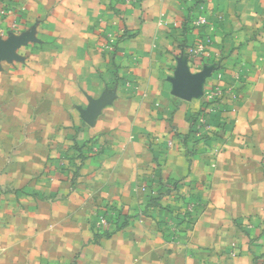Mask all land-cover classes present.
<instances>
[{"label": "crops", "instance_id": "1", "mask_svg": "<svg viewBox=\"0 0 264 264\" xmlns=\"http://www.w3.org/2000/svg\"><path fill=\"white\" fill-rule=\"evenodd\" d=\"M114 1L118 6L128 2L126 13H107L113 22L123 18L125 34L106 38L113 42L112 53L99 50L100 78H74L68 86L57 78L49 84L45 64H25L23 71L31 72L25 74L27 80L12 78L9 95L0 96V102L7 103L6 118L16 120V105L21 104L24 117L36 120L25 128L0 127V135L20 136L8 137L4 150L24 153L22 161L10 160L0 171V264L65 262L61 247L77 248L88 241V224L76 237L78 229L71 222L76 212L71 208L62 212L58 203L43 201L42 188H52L57 196L69 193L70 200L107 195L119 209L128 210L168 181L177 182L180 192L161 197L151 214L198 218L192 225L183 219L181 224L160 225L166 228L164 234L146 222L134 230L137 243L162 244L160 264H264L260 249L254 253L252 247L258 243L253 239L264 241V141L259 138L264 133V0H208L203 11L213 27L210 23L187 35L179 33V24L195 19L187 14L185 0H143L144 13L133 0H6L26 11L23 17L16 11L15 22L39 20L48 26L61 18L75 21L77 16L89 21L94 8L102 9L106 3L109 11ZM25 38L38 45L46 37L28 31ZM190 44L205 45V55L190 56L182 48ZM11 68L16 75L17 69ZM77 83L85 90L80 97ZM62 87H68L69 107L63 115ZM60 125L67 128L62 130L66 143L81 148L86 157L79 162L72 156L68 162L79 176L80 184L73 187L66 179L59 182L53 169ZM194 134L217 136L211 149L188 157V143L179 136ZM105 139L112 147H125V153L113 159L108 153L88 154L87 146L100 148ZM48 157L55 159L47 161ZM127 165L132 167L130 180L116 179ZM157 166L158 173L153 170ZM44 170L46 180L32 181ZM49 180V185L41 184ZM91 184L98 187V194ZM188 185L199 188L191 191ZM62 231L70 233L68 238ZM40 247L53 248L56 257L41 254Z\"/></svg>", "mask_w": 264, "mask_h": 264}, {"label": "rangeland", "instance_id": "2", "mask_svg": "<svg viewBox=\"0 0 264 264\" xmlns=\"http://www.w3.org/2000/svg\"><path fill=\"white\" fill-rule=\"evenodd\" d=\"M133 1H135L138 5V12L144 13L145 7L142 4L143 0ZM185 2L189 4L187 8V14H189V16L193 15L192 18L195 20L197 18H204L208 22L206 21V24L200 28L195 27L193 22H182L179 24V33L181 31L182 34L184 33L187 35L191 32H199L200 30L205 29V27L207 28L211 22H209L208 16L204 13L203 6L208 2V0H185ZM117 4V1L109 3V11L106 10V3H104V7L102 9L98 8L95 10L94 8L93 13H89V21H85L83 17L79 18L80 16H77V20L75 21L72 20L70 22L69 20H63V18H61L60 20H57V22L49 23L48 26L46 24H42L41 22L43 21L39 22V20L34 23H29L28 21L21 23L22 21L17 19L18 23L15 22L16 20L14 19V16L16 11L21 12L22 17L26 15L23 14L26 11L23 9L16 10L15 7L7 3L6 0H0V96L5 94L9 95L7 86H10V84L8 85V81L12 80V78H15L14 80H27L25 74H29L31 72L23 71L25 64H45V70L43 73L45 74V82H49V84L52 80H56L57 78V80L62 81V85L66 84L67 86L69 85L68 81L74 78L80 81L100 78L103 74V66L101 65L102 62L99 50H102L103 46L109 44L106 39L109 35L113 34L117 36L120 33L122 36V34H125L123 27L125 28L126 24L122 21L123 18L118 22H113L112 20L107 19V13H110V10L111 12L124 11L125 13L128 11V2H126L124 6H118ZM28 12L33 11L29 10ZM97 14L98 16L101 15L100 18H98ZM163 26L167 27L168 24L165 23ZM210 26L213 27L212 23ZM184 27H186L187 30H185ZM28 31H35V33L38 32L39 36L46 38L43 43L41 42L38 45L37 41L28 43L27 38H25V33H28ZM50 33L51 35H49ZM196 45H185L182 46V48L188 49L190 46H195L196 48ZM73 66H75L74 70ZM11 67L17 69L14 73L16 75H12L13 71ZM77 84L76 93L77 96L80 97L84 94L85 90L84 87H81L80 85L83 83ZM61 89L62 98L59 112L63 115L65 112L69 111L68 103L66 102L67 97H65V95L68 96V87H62ZM1 99L4 100V97ZM6 106L7 103H5V101L0 102V127L4 125L7 127L15 126L25 128L29 124H33L36 121L24 117V107L21 104L16 105L15 110L19 115L16 120L6 118V115L9 113V111H6ZM44 109L46 112L47 110H50L47 106ZM43 121L48 124L49 120L44 119ZM65 129L67 128L64 125H60L55 131V135L58 136L59 139V151L56 153V165L53 169L54 172L58 171L56 172V177H59V182H64L66 179L65 183L68 184L69 187H73L78 185L79 176H75L74 171L71 169L76 168L74 166H70L68 162L71 161L70 159L74 154L76 155V150H74V148L77 147L66 143L67 137H65L62 132V130L64 131ZM60 132H62L61 135ZM216 136L217 134H194L192 136H187L184 141L188 143L186 151L188 157H193L199 150L205 151L206 148L211 149V142ZM8 137L19 138L20 136L0 135L1 172L5 170L7 165H9L10 160H13V162L16 160L19 162L22 161L24 154L22 151L12 152L11 150H4L5 144L9 139ZM254 137L256 136H250L251 139ZM259 138L264 141V133L261 134ZM111 142V140L105 139L104 143L100 147L101 150L98 147L91 146L88 154L92 155L99 153L104 155V153H108V159H113L115 156L120 157L123 153H125V147H117L116 145L112 147V144L110 145ZM208 153L209 158L214 156L213 151H209ZM55 158L48 157L47 161L54 160ZM261 166L264 172V153L261 158ZM131 169L132 167L128 165L123 169H120L117 173L116 179L121 176L126 178L127 181L128 175L131 176ZM153 170L156 173L160 172L158 166L153 168ZM45 173L46 172L44 170L39 174H35L32 176V181L39 179L40 182V179L45 178L48 175V173H46V175ZM45 183L41 184L46 186L49 185L51 181L49 180ZM83 184H85V182H83ZM112 187L114 188V186ZM187 187L191 188V191L195 188H199L195 185L193 187L188 185ZM57 188L61 190L62 187L59 185ZM90 188L96 194L99 193L97 186L91 184ZM51 189L42 188L39 190L41 192L40 196L42 200L50 202L51 204L58 203L62 212H66L68 208H71L74 213L76 212L74 219L71 220L72 223L76 224V228L78 229L76 237L81 236L84 233V230L87 227H85L84 224H88L91 235L88 241H84L80 247H61L60 251L62 254L60 256L61 258H66L67 261L56 262V260H53L45 264H160L162 244L156 242L150 244L147 241L137 243L135 239H133L135 236L134 230L146 222L148 224H152L153 228L155 227L158 230V233L164 234L166 228L160 225L173 226L174 224H181L180 222L182 219L183 222L190 221L189 225H192L198 218V214L189 215L187 218H185L182 214L178 216L177 214L173 215L170 213L165 217L161 216V218L158 214H151V212L159 206L156 203L157 194L160 190H162L159 188L156 190L154 195L148 194L145 199H142L136 205V207H128V210H125L124 208L119 209L120 207H118L116 202L114 203L112 197L107 195L106 197L99 195L97 199L95 198L93 200H88L90 196L86 199L81 197L70 200L68 198L69 193L57 196L53 195V192L55 191H52L53 189ZM165 190L169 191L167 195L174 193L175 191L180 192L179 185L173 189L171 186H169V188H163V191ZM166 206H169V204ZM84 207L85 211L81 209ZM65 220H68V216H66ZM90 224H92V229L90 228ZM69 234L70 233L67 231H62V236L65 238H68ZM139 238L143 237L139 235ZM252 241L258 242L252 246L253 252L256 253V251L260 249V256L263 257L264 252L262 250V246L264 245V241L261 242L259 239H253ZM38 249L41 250V247ZM52 249L53 248L47 247L45 249L42 248L41 251L43 252H41V254L48 255L49 258L53 259L56 257V254Z\"/></svg>", "mask_w": 264, "mask_h": 264}, {"label": "built area", "instance_id": "3", "mask_svg": "<svg viewBox=\"0 0 264 264\" xmlns=\"http://www.w3.org/2000/svg\"><path fill=\"white\" fill-rule=\"evenodd\" d=\"M194 23V26L195 27H203L205 24H206V20L204 18H197L196 20L193 21ZM113 42H109V44H107L106 46H103L102 50L103 51H106V52H110L112 53L113 52ZM206 46L205 45H202V46H197L195 48V46H190L188 48V54L190 56H196L197 54H199V56H201V54L205 55V50Z\"/></svg>", "mask_w": 264, "mask_h": 264}, {"label": "trees", "instance_id": "4", "mask_svg": "<svg viewBox=\"0 0 264 264\" xmlns=\"http://www.w3.org/2000/svg\"><path fill=\"white\" fill-rule=\"evenodd\" d=\"M179 138H180V140H182L183 141V143L185 144L186 142L184 141L186 138H187V136H179ZM88 144H91L92 145V142H89ZM90 147L91 146H87V148H88V151L87 152H89V150H90ZM74 150H76L75 151V153H76V155L74 154L73 156H77V158H79L80 159V162H82L86 157H85V154L84 153H82L81 152V148H74ZM186 151H187V146H186ZM186 151H185V153H186ZM187 155V154H186ZM73 158L71 157V159L70 160H72ZM78 168V167H77ZM75 174V173H74ZM169 186H171V188L173 189V188H175L176 186L178 187V183L177 182H175V181H168V182H166V183H164L159 189H162V190H160V192H158V194H157V197H156V201H158L162 196H165V195H167L168 193H169V191L168 190H165V191H163V188L165 189L166 187L167 188H169ZM162 193H163V195H162Z\"/></svg>", "mask_w": 264, "mask_h": 264}]
</instances>
